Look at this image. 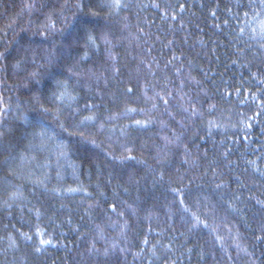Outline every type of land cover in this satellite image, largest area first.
Listing matches in <instances>:
<instances>
[{"label":"trees","instance_id":"trees-1","mask_svg":"<svg viewBox=\"0 0 264 264\" xmlns=\"http://www.w3.org/2000/svg\"><path fill=\"white\" fill-rule=\"evenodd\" d=\"M0 264H264V0H0Z\"/></svg>","mask_w":264,"mask_h":264}]
</instances>
